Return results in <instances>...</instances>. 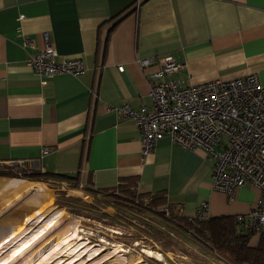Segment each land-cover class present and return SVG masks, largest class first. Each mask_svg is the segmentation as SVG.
<instances>
[{
  "label": "crops",
  "instance_id": "crops-1",
  "mask_svg": "<svg viewBox=\"0 0 264 264\" xmlns=\"http://www.w3.org/2000/svg\"><path fill=\"white\" fill-rule=\"evenodd\" d=\"M45 35L59 58L82 62V76L33 73L26 60L44 49ZM163 57L180 66L167 78L177 84L255 75L264 87V0H0V168L23 162L76 177L72 190L84 194L134 180L138 193L162 194L186 217L203 203L209 218L246 215L256 190L231 200L213 190L212 160L168 137L142 157L135 123L112 111L151 106L146 75L158 65L143 71L137 61ZM49 181L71 189L0 174V199L37 196L33 188L47 192Z\"/></svg>",
  "mask_w": 264,
  "mask_h": 264
},
{
  "label": "built area",
  "instance_id": "built-area-1",
  "mask_svg": "<svg viewBox=\"0 0 264 264\" xmlns=\"http://www.w3.org/2000/svg\"><path fill=\"white\" fill-rule=\"evenodd\" d=\"M44 49L29 56L26 64L38 77L67 74L79 78L85 72L79 59L59 58L44 36ZM158 65L147 74L151 106L133 110L127 103L112 107L130 118L141 135V156L155 152L164 137L185 150L200 149L213 162L211 187L231 200L239 189L250 187L259 194L246 215L235 217L245 232L264 237V87L255 75L197 85L177 84L167 78L180 68L171 57L138 60L141 70ZM117 70L123 72V67ZM47 153V150L43 152ZM13 174L24 177L34 171L18 162ZM197 215L207 219L208 205Z\"/></svg>",
  "mask_w": 264,
  "mask_h": 264
},
{
  "label": "rangeland",
  "instance_id": "rangeland-1",
  "mask_svg": "<svg viewBox=\"0 0 264 264\" xmlns=\"http://www.w3.org/2000/svg\"><path fill=\"white\" fill-rule=\"evenodd\" d=\"M1 172L24 179L11 168ZM47 183L49 193L38 186L33 188L37 196L17 193L7 203L0 199V264H225L188 243L190 255L164 250L165 234L158 237L162 241L147 235L167 231L152 214L117 210L100 196ZM143 203L149 205L150 198Z\"/></svg>",
  "mask_w": 264,
  "mask_h": 264
},
{
  "label": "trees",
  "instance_id": "trees-1",
  "mask_svg": "<svg viewBox=\"0 0 264 264\" xmlns=\"http://www.w3.org/2000/svg\"><path fill=\"white\" fill-rule=\"evenodd\" d=\"M3 175L13 177L7 172H3ZM25 179L56 180L66 183L71 189L79 187V180L76 177L66 175H41L33 172L26 175ZM133 181L126 180L112 187L96 190L88 188L85 191L95 199L100 196L106 206H112L117 210L122 209L125 212L136 214L147 213L158 217L167 225V231L156 230L158 236L152 233L147 235L162 241L158 237L165 234V241L161 244L164 250L174 252L176 248L183 254L190 255L193 250L185 246V243H188L194 245L203 254L220 259L225 264H264V237H258V243L252 246L250 242L254 235L245 232L237 225L235 217L202 219L197 214L186 217L179 212L180 206L167 203L162 194L138 193ZM145 198H150L149 205H144ZM68 200L70 202L80 201L74 198H68ZM166 211L169 213L168 217L165 216ZM103 216L113 219L107 215Z\"/></svg>",
  "mask_w": 264,
  "mask_h": 264
}]
</instances>
